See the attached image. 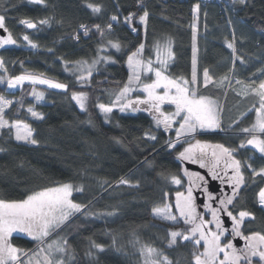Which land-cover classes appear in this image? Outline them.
<instances>
[{
  "label": "trees",
  "instance_id": "trees-1",
  "mask_svg": "<svg viewBox=\"0 0 264 264\" xmlns=\"http://www.w3.org/2000/svg\"><path fill=\"white\" fill-rule=\"evenodd\" d=\"M90 3L101 6V12L94 13L87 6ZM197 4L199 12L195 11ZM144 11L149 13L146 29L139 22ZM129 14H134L131 25L124 22ZM0 15L5 16V26L16 40V44L0 48L7 69H0V74L15 77L32 73L67 85L65 91L44 88V100L37 103L32 85L9 91L0 84V95L14 101L6 109V118L28 124L32 138L37 140L36 144L21 143L8 135V129L0 134V199L19 201L35 191L72 184L73 202L87 205L84 211L93 213H74L55 233L75 250L72 264H139L141 245L162 251L172 264H195L192 253L203 251V243L197 246L180 237L169 247L170 232L187 233L190 225L182 219L171 224L153 216L155 207L165 203L175 206L177 192L186 190L185 161L178 155L187 145L170 149L167 142L174 133L156 129L150 112L114 111L105 119L97 106L111 104L127 82V58L140 44L144 45V56L151 57L157 42L171 41L174 59L168 64L167 74L172 78L191 80L196 52L198 94L221 105L220 133L197 138L237 149V159L247 174L246 192L239 206L255 217L245 224L246 234H264V209L259 207L264 176L252 175L253 169L264 168V155L252 148H239L248 137L240 129L254 123L255 110L249 112L247 107L238 112L244 101L237 94L241 89L235 82L257 87L264 80V0H246L243 5L237 2L232 6L225 2L224 7L205 0H45L43 4L0 0ZM113 15L119 20L111 21ZM24 19L36 23V27L20 23ZM41 19L49 23L40 24ZM109 23L111 30L107 29ZM81 25L87 26L88 35ZM95 25L104 30L103 36ZM4 33L6 36L0 38L7 37ZM25 35L37 47L24 40ZM109 40L119 42L120 50ZM228 43L234 44L235 53ZM98 57L111 60L101 59L87 83L77 79L79 73L68 70L76 61L91 63ZM205 68L213 79L207 87L202 85ZM224 76L228 80L217 87ZM74 92L87 94L86 111L72 99ZM29 107L44 119L32 117ZM146 133L156 139H149ZM170 175L184 184L177 186L165 178ZM121 179L130 186L120 184ZM78 186L84 191L77 192ZM109 212L113 214L107 215ZM203 218L211 220V214ZM90 241L105 250L93 248V256H87ZM10 243L31 252L40 242L23 235L11 237ZM253 260L256 263L257 259Z\"/></svg>",
  "mask_w": 264,
  "mask_h": 264
},
{
  "label": "snow or ice",
  "instance_id": "snow-or-ice-1",
  "mask_svg": "<svg viewBox=\"0 0 264 264\" xmlns=\"http://www.w3.org/2000/svg\"><path fill=\"white\" fill-rule=\"evenodd\" d=\"M33 3L43 4L45 0H32ZM241 5L246 3V0H233V3ZM94 13L101 12V6L95 4L87 5ZM195 11L199 12V5L195 6ZM129 14L124 18V22L131 25L132 16ZM149 13L144 11L139 17L140 24L147 27ZM111 21H118L116 15L111 16ZM20 23L28 28H35L36 23L29 19L21 20ZM40 24H48V19L39 20ZM84 30V35H88L86 25L80 26ZM101 36L104 35V30L100 25H95ZM0 29H4L8 33L6 38H0V48L8 44H16L11 32L5 26V16L0 15ZM107 29H112V24H107ZM132 31H136L133 27ZM79 39V36L76 37ZM32 47H37L32 43L28 36L23 37ZM109 44L118 51L121 48L119 42L108 41ZM227 47L235 53L236 49L233 43H228ZM155 59L144 56V45L140 44L136 51L132 52L127 58V65L130 70V75L127 82L122 86L119 93L115 96L111 104L106 105L100 103L97 106L105 114V119H108V114L113 111V108L119 106L121 112L125 109H131L133 112L141 110L149 111L152 114L153 120L157 128L163 126L165 132L173 129V126L179 121L178 127L175 129V140L169 139V148H176L177 144L184 143L183 151L179 152L178 159L181 161H189L190 163H198L201 168H208V172L212 179L219 178L221 183L227 182L232 187L231 194H222L219 199V208H214L211 203L203 205L208 213L211 214V220H205L203 215L197 212V206L194 202L195 198L192 195L193 189H187V195L182 192H177L175 208L178 210L179 217L172 212V205L165 203L163 206H158L153 209L154 216L165 220L176 222L178 218H182L184 223L190 225L187 233L180 231L170 232L169 247L177 243V238L180 237L184 241L192 240L194 245H201L203 242V251H194L192 253L195 264H254L253 258H258L256 264H264V234L259 232L245 235L241 231V225L245 218L252 217L248 211H239L238 215H233L229 210V205H232L237 198L240 188L245 183V177L242 173V163L240 159L234 156L236 148L226 147L224 144H208L202 143L196 139V134L203 130L220 128V110L216 101L207 95L199 93L197 86L196 73V58L193 55V70L191 80L183 77L172 78L167 74L169 61L174 59V53L171 49V41L164 43L157 42L154 46ZM103 51V48L100 49ZM240 59L239 57H236ZM101 59L111 60V57H98L93 59L91 63L87 60H79L75 62V67L68 69L73 74L79 73L77 79L87 83L92 76L93 69ZM243 62V61H242ZM0 69L7 71L4 65V60L0 57ZM152 74L154 79L149 76ZM142 76L145 77L142 79ZM227 76L221 77L216 84L217 87H223ZM29 81L32 84H46L51 88L65 89L67 85L64 83L54 82L49 79L40 78L32 73L10 77L7 80L9 88H15L22 85L23 82ZM3 80H0L2 83ZM237 84L244 86V95L254 94L258 99V107L255 109V121L250 127H244L240 131L249 134V138L239 144V148H245L250 145L253 149L264 155V80L257 87H252V84H244L241 80L235 81ZM213 83L212 76L209 70H203L202 85L207 87ZM230 83V82H229ZM255 83V81H253ZM163 89L161 92L160 90ZM142 92L146 96L144 98L137 97L132 99V92ZM241 94V93H237ZM33 95L37 99L43 98V92L33 91ZM72 99L76 101L81 110L86 111V102L88 96L86 93H72ZM14 101L0 95V134L3 130L8 129V135H14L17 141L36 144L37 140L33 139V131L28 124L19 120L10 121L6 118V109L10 108ZM134 105H136L134 107ZM139 105H147V108L141 109ZM164 105L174 106V111H165ZM28 112L37 120H43L44 117L33 108L29 107ZM239 121H237L238 123ZM14 130V133L11 131ZM146 136L155 140L156 136L151 133H146ZM182 138H184L182 140ZM192 141H195L194 143ZM3 151V149H0ZM222 166V167H221ZM251 168V164H245ZM219 170V171H218ZM229 170L232 175L228 176ZM221 172L223 175H221ZM184 174L188 176L195 175L204 184L207 181L198 173H189L187 169ZM163 176V173H161ZM252 175L264 176V168L258 171L253 169ZM227 176V181L224 177ZM173 183L179 185L181 180L175 175L165 177ZM107 183V181H105ZM120 184H127V180L121 179ZM191 183V181H190ZM77 192L84 191L83 186H78L75 189ZM207 193L208 200H214L215 196L208 192L207 188L203 189ZM73 192V185L69 183L61 184L57 187H48L40 191H35L28 195L26 199L19 201H8L0 199V264H72L75 260V250L68 244L66 239H53L51 243H47L46 247H39V251L33 255H29V251L13 246L10 243V238L13 232L26 233L33 240L44 244L45 239L51 236L57 229L61 227L71 215L74 213H83L86 216H92L91 211L85 212L87 205L75 203L70 198ZM259 203L264 206V189L259 192ZM226 214L232 222L231 238L221 243L222 238L228 232V229L223 226L221 214ZM109 212L107 215H112ZM209 225H214L213 230ZM240 237L244 242L243 248H237L232 239ZM96 249L103 252L104 246L90 241V250L86 252L87 256H93L91 249ZM139 252L143 257L142 264H172L169 258L160 250L149 245H141ZM221 253L223 258H221ZM43 257V260L37 257ZM27 258V259H25Z\"/></svg>",
  "mask_w": 264,
  "mask_h": 264
},
{
  "label": "rangeland",
  "instance_id": "rangeland-1",
  "mask_svg": "<svg viewBox=\"0 0 264 264\" xmlns=\"http://www.w3.org/2000/svg\"><path fill=\"white\" fill-rule=\"evenodd\" d=\"M31 2H32V0H30ZM8 45H10V44H8ZM8 45H5V46H8ZM194 54H195V58H196V66H197V55H196V52H194ZM151 58L152 59H155V53H154V49H153V53H152V56H151ZM171 61H169V63H170ZM99 64V63H98ZM98 64L95 66V68L94 69H96L97 68V66H98ZM128 66V65H127ZM129 69V68H128ZM130 71V70H129ZM196 71H197V67H196ZM149 76H151V78L152 79H154V76H152V74H149ZM38 77H40V78H44V79H48V78H45V77H41V76H38ZM8 78H10V76H7V74H0V80H3V82L2 83H0L1 85H5L6 87H7V89L9 90V91H17V90H19V89H21L24 85H32V87H33V90H32V95H33V91L35 90L36 92H43V94H44V91H43V89L44 88H48V89H52V90H56V91H65V89H57V88H51V87H49L48 85H46V84H32V83H30L29 81H25V82H23V84L22 85H19V86H17V87H15V88H9L8 86H7V80H8ZM145 77H143L142 76V79H144ZM49 80H52V79H49ZM52 81H54V80H52ZM54 82H58V81H54ZM59 83H61V82H59ZM238 88V90L239 89H241L240 91H238L239 93H241V97H242V99H243V101L245 102V103H247V106L246 105H244V102H240V103H242V105H241V107L240 108H238V112H242L243 111V109L244 108H249V109H247V111H252V110H255L254 109V105L256 106V107H258L259 105H258V97L257 96H255L254 94H248V95H244L243 93H244V91H245V89H244V86L242 85V84H239V86L237 87ZM161 92L163 91V89H161L160 90ZM242 91V92H241ZM146 96V94L145 93H142V92H139V91H136V92H132L131 94H130V97L132 98V99H136L137 97H139V98H144ZM33 97L35 98V100H36V102L37 103H42L43 102V100H44V95H43V98L42 99H37V97L36 96H34L33 95ZM213 99V98H212ZM214 101H216V103H217V105H218V108H219V110H220V114H221V105L219 104V102L216 100V99H213ZM79 106V105H78ZM136 105H134V107H135ZM138 107H140L141 109H145V108H147V105H139ZM164 107V110L165 111H174V106H170V105H164L163 106ZM114 111H118V112H120V113H122V114H132V113H135V112H133L131 109H125L123 112H121L120 111V109H119V106H117V107H115V108H113V111L112 112H114ZM141 111H144V110H141ZM102 112V111H101ZM111 112V113H112ZM146 112H149V111H146ZM110 113V114H111ZM102 114L105 116V114L102 112ZM110 114H108V115H110ZM152 115V114H151ZM242 118V117H241ZM240 118V119H241ZM178 124H179V121H177V124H175L174 126H173V129L171 130V131H169V132H167L168 134H172V133H174V137L172 138V140H175V129H176V127H178ZM154 126H155V128L156 129H161V130H163V126H161V127H159V128H157L156 127V125H155V121H154ZM213 133H220V128H217V129H215V130H212V129H208V130H203V131H200V132H198L197 134H196V139H198L197 137L199 136V135H201V134H213ZM243 134H245L246 136L248 135V137L247 138H249V134L248 133H243ZM262 138H264V137H262ZM184 138H182V140H183ZM198 140H200V139H198ZM202 143H204L202 140H200ZM19 142H21V143H25L26 144V142H24V141H19ZM193 143L195 142V141H192ZM27 144H31V143H27ZM182 144H184V143H180V144H177V146L176 147H178V146H180V145H182ZM187 145V144H186ZM168 146V145H167ZM169 147V146H168ZM246 147H248V148H252L250 145H248V146H246ZM170 149H174V148H170ZM253 149V148H252ZM253 150H255V149H253ZM256 151V150H255ZM258 154H260L258 151H256ZM260 155H262V154H260ZM186 162H189V161H185V163ZM190 163V162H189ZM191 164H194V163H191ZM189 173H194L195 174V172L194 171H191V170H187ZM200 176V175H199ZM185 177H186V179H187V187H185L186 188V190H184V191H180V192H182V193H184L185 195H187V189L189 188V187H192V189H195L196 188V185L199 183V179L197 178V176H195V175H192V176H188V175H185ZM190 181H191V183H190ZM181 184H184V182L183 181H181V183L179 184V185H177V186H180ZM124 185H128V186H130V184L129 183H127V184H124ZM198 187V186H197ZM72 195H73V192H72ZM192 195H193V192H192ZM193 197H194V195H193ZM71 199H72V196L70 197ZM195 198V197H194ZM175 202H176V199H175ZM194 202H195V204H196V206H197V203H196V200H194ZM172 205V204H171ZM173 206V205H172ZM260 206L264 209V206H262L261 204H260ZM197 208H198V206H197ZM198 210V209H197ZM172 212H173V214H175V215H177L178 217H179V213H178V210L175 208V206H173L172 207ZM153 216H154V214H153ZM155 218H157V219H159V220H161V221H163V222H166V223H171V224H176V223H179L180 222V220L182 219V218H178V220L176 221V222H172V221H165V220H162V219H160V218H158V217H156V216H154ZM183 220V219H182ZM62 226V225H61ZM211 227V226H210ZM58 231V229L56 230V232ZM56 232H54L51 236H49V237H47L46 239H45V242H44V244H38L40 247H46V245H47V243H51L52 242V240L53 239H61V238H63V236L60 234V235H57L56 234V236H55V233ZM26 236V237H28L29 239H31L32 241H35V240H33L31 237H29L28 235H25V233H20V232H13L12 233V235H11V237H13V236ZM54 236V237H53ZM64 239V238H63ZM201 243H203V242H201ZM38 245L31 251V252H29V255H33L35 252H37V251H39V247H38ZM162 252V251H161ZM163 253V252H162ZM221 258H223V254L221 253ZM25 259H27V258H25ZM37 259H40L41 261L43 260V257L42 256H40V257H37ZM140 262H139V264H142V262H143V257L141 256V254H140ZM255 259H257L258 260V258H255ZM254 264H256L255 262H254Z\"/></svg>",
  "mask_w": 264,
  "mask_h": 264
},
{
  "label": "flooded vegetation",
  "instance_id": "flooded-vegetation-1",
  "mask_svg": "<svg viewBox=\"0 0 264 264\" xmlns=\"http://www.w3.org/2000/svg\"><path fill=\"white\" fill-rule=\"evenodd\" d=\"M234 156L237 158L235 152H234ZM194 165L200 167V165L198 163H194ZM201 170H203L205 172H203V171H194V172L195 173H198L200 176H203L204 179L207 181V184H204L203 181H199V183L196 185V188L193 189V195L195 197V200H196V203H197V206H198V208H197L198 210L197 211H200L201 213H203L204 216L207 217L210 213H208L206 211V209L203 207V205L208 204V203H211L214 208H219L220 205H219L218 201H219V199L222 198V194L223 193H226V194H229L230 195L231 192H232V187L229 186V184L227 182H225V183L222 184L219 178L212 179L211 175L208 172V168L207 167L201 168ZM241 171L244 174L245 183L240 188L239 194H238L237 198L234 200L233 204L228 206L229 207V210L233 212V215H238V212L239 211H244L239 206V202L245 196L246 186H247V174H245L244 168H242ZM232 174H233L232 171L229 170L228 176H231ZM221 175H223L222 172H221ZM224 180L227 181V176L224 177ZM205 187L207 188L208 192L212 193L215 196V199L214 200H211V201L208 200L207 193H205L203 191V189ZM259 207L262 208L260 206V203H259ZM220 218L224 222L223 226L228 229V232L222 238L221 243H223L225 240H228L229 238H231L232 222H231L230 218H228L226 216V214H223L222 213ZM249 219H250V217L245 218L244 221H243V223H242V225H241V231L245 235H250V234H246V228L247 227H245V224L247 223V221ZM225 221H226L227 225H229V226L226 225ZM236 240H238V242L241 243L240 246H238L236 244ZM232 243H234L237 248H243L244 247V244H245V242L240 237H235L234 239H232Z\"/></svg>",
  "mask_w": 264,
  "mask_h": 264
},
{
  "label": "water",
  "instance_id": "water-1",
  "mask_svg": "<svg viewBox=\"0 0 264 264\" xmlns=\"http://www.w3.org/2000/svg\"><path fill=\"white\" fill-rule=\"evenodd\" d=\"M0 35H1L2 37H5V36H6V34L4 33L3 29H0ZM184 166H185V168H186L187 170H191V171H203V170H201L200 167H198V166H196V165H194V164H191V163H189V162L184 163ZM203 172H205V171H203ZM225 223H226V221H225ZM226 225H227V223H226ZM227 226H229V225H227ZM236 244H237L238 246L241 245V243H239L238 240H236Z\"/></svg>",
  "mask_w": 264,
  "mask_h": 264
},
{
  "label": "built area",
  "instance_id": "built-area-1",
  "mask_svg": "<svg viewBox=\"0 0 264 264\" xmlns=\"http://www.w3.org/2000/svg\"><path fill=\"white\" fill-rule=\"evenodd\" d=\"M207 2H214L215 4L224 7L225 6V2L228 3L229 6H232L233 4V0H205Z\"/></svg>",
  "mask_w": 264,
  "mask_h": 264
}]
</instances>
